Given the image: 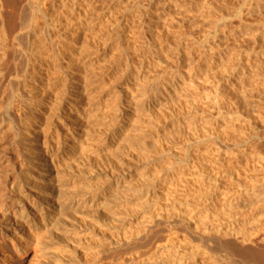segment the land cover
<instances>
[{"label": "rangeland", "instance_id": "obj_1", "mask_svg": "<svg viewBox=\"0 0 264 264\" xmlns=\"http://www.w3.org/2000/svg\"><path fill=\"white\" fill-rule=\"evenodd\" d=\"M13 2L8 48L0 44L11 65L0 80V264H179L175 253L188 264H264V190L251 189L264 176V35L235 31L248 5L77 0L41 59L49 70L30 77L22 27L39 7ZM252 16L253 26L261 13ZM58 135L69 150L51 164ZM44 142L54 148L37 160L42 176L32 162ZM42 194L53 196L49 210L67 197L86 207L21 239L18 215Z\"/></svg>", "mask_w": 264, "mask_h": 264}, {"label": "bare ground", "instance_id": "obj_2", "mask_svg": "<svg viewBox=\"0 0 264 264\" xmlns=\"http://www.w3.org/2000/svg\"><path fill=\"white\" fill-rule=\"evenodd\" d=\"M15 1H17V0H15ZM77 0H36V3H37V5H38V11H39V18H38V20H36V22L35 23H33V25H32V23H31V25H24L22 28H29V30L28 31H30V32H28V43H27V46H29V48H27L28 49V53H29V57H27L26 58V60H27V63L25 64V67H23V73H25V71L26 72H29V74H31V76L30 77H32V74H34V72L38 69V71L37 72H41V71H47V67H44L43 68V63H41V59H44V60H46L47 59V49L49 48V45H51V46H53L54 44H53V40H54V38L52 37L53 35V33L55 32V34H57V33H60L59 31H61L62 29H61V25H62V23H63V21L66 19H64L63 17H64V14L65 13H76V11L78 10V7L76 6V5H74L75 4V2H76ZM88 1V0H87ZM242 1V0H241ZM260 2H261V0H243V3H242V5H248L247 7H248V9H246V16L247 15H255V14H257L258 12H259V14L261 13V16H260V18L258 19L259 21L257 22V24L255 25V24H253V26H252V24H246V22H245V20H246V16L244 15V13H243V11H242V8L241 7H239L238 9H237V12H238V16H239V18H240V24H239V27L238 26H234V27H238L237 29H235V31L237 30V31H240V30H242V29H244L245 28V30L246 29H248V30H254V33H253V31H252V33L251 34H249V35H254V37H255V35H257L258 33H262V35H264V12H263V18H261L262 17V11H261V8H263V7H261V5H260ZM264 1H262V3H263ZM19 3V2H18ZM261 3V4H262ZM16 4H17V2H13V0L11 1V0H0V44H3V46H5V47H7L8 48V45L7 44H5V42H6V40L8 39V33L10 32L9 30H11V29H13L14 28V23H13V21H12V18L14 17V14H15V10H16ZM89 5H91V4H89ZM239 5V4H238ZM263 6V5H262ZM222 7V6H221ZM7 8H10V9H12L11 11H10V14H6V13H8L9 11H7L6 9ZM17 8H19V7H17ZM221 10V9H220ZM7 11V12H6ZM234 14V13H233ZM9 16V17H8ZM237 16V17H238ZM252 16V17H253ZM6 17H8V18H10L9 20H8V22L10 23L9 24V29L6 27V25H5V23H7V20H6V22H5V19H6ZM226 18L225 17H221V19L220 20H225ZM252 19V18H251ZM253 20V19H252ZM257 20V19H256ZM252 22V21H251ZM224 22H222V24H223ZM256 23V22H255ZM221 24V25H222ZM227 25V24H226ZM238 25V24H237ZM256 26V27H255ZM61 29V30H60ZM9 31V32H8ZM12 31V30H11ZM236 31V32H237ZM223 33H224V31H223ZM249 33V32H248ZM32 34V35H31ZM34 34V35H33ZM245 36V35H244ZM252 37V36H251ZM253 37V38H254ZM246 38V37H245ZM249 38V37H248ZM261 38V37H260ZM257 39V38H256ZM264 39V38H263ZM238 40H240L241 41V39H238ZM244 40V39H243ZM246 40V39H245ZM250 40H252V39H250ZM260 40V39H259ZM9 41V40H8ZM237 42V41H236ZM240 43V42H239ZM264 43V42H263ZM237 44V43H236ZM242 45V44H241ZM240 45V46H241ZM243 45H245V44H243ZM242 45V46H243ZM254 45V44H253ZM220 46V45H219ZM239 46V47H240ZM246 46V45H245ZM255 46V45H254ZM260 46H261V43H260ZM259 46V47H260ZM4 47V48H5ZM253 47V46H252ZM264 47V46H263ZM263 47H262V49H263ZM245 49V48H244ZM239 50V49H238ZM253 50V49H252ZM251 50V52H255L256 50L254 49V51H252ZM237 51V50H236ZM242 52V51H241ZM248 53L250 52V51H247ZM251 52L248 54V57H250V55H251ZM258 52V51H257ZM238 53V52H237ZM256 53V52H255ZM260 53H262V52H260ZM253 54V53H252ZM49 55V54H48ZM239 55V54H238ZM259 55V54H258ZM252 56V55H251ZM245 57V56H244ZM260 58V57H259ZM6 59H7V57H6ZM238 59H240V58H238ZM242 59V58H241ZM248 59V58H247ZM263 59V58H262ZM48 60V59H47ZM260 60V59H259ZM6 61V62H5ZM40 61V62H39ZM244 61V60H243ZM246 61V60H245ZM5 64H4V63ZM39 62V63H38ZM43 62V61H42ZM252 62H253V60H252ZM4 65H3V64ZM49 63V62H48ZM246 63V62H245ZM250 63V62H249ZM6 64H7V66H6ZM248 64V63H247ZM258 65V64H257ZM8 67L9 68V66H11V65H9L8 66V62H7V60H5V55H4V53L2 54V55H0V80L5 76V74L7 75V73H5V68L6 67ZM250 66V65H249ZM245 67V66H244ZM251 67V66H250ZM249 67V68H250ZM245 68H247V67H245ZM252 68V67H251ZM256 69H257V67H255ZM255 68L253 69V70H255ZM11 69V68H10ZM262 70H264L263 69V67L261 68ZM12 70V69H11ZM49 70V69H48ZM252 70V69H251ZM258 70V69H257ZM261 70V71H262ZM256 71V70H255ZM260 71V72H261ZM7 72V71H6ZM10 72V71H9ZM19 72V71H18ZM17 72V73H18ZM39 72V73H40ZM259 72V71H258ZM259 72V73H260ZM16 73V74H17ZM20 73H22V71L20 72ZM42 73V72H41ZM244 73H246V71L244 72ZM243 73V74H244ZM262 73V72H261ZM261 73H260V75H261ZM35 76H36V74H34ZM28 76V75H27ZM250 76V75H249ZM253 76H257L258 77V74H256V75H253ZM253 76H250V77H253ZM263 76V75H262ZM261 76V77H262ZM37 77V76H36ZM35 77V78H36ZM260 77V76H259ZM6 78V77H5ZM263 78V77H262ZM7 79V78H6ZM79 79L83 82V83H87L88 81H90V78L88 77V76H85L84 75V77H83V79H82V77H79ZM252 79V78H251ZM5 80V79H4ZM253 80H254V82L256 81L257 82V79H256V77H253ZM260 81L261 82H264V80L263 79H261L260 78ZM75 84V83H74ZM255 84H257V83H255ZM264 83H262V85H263ZM86 85H88V84H86ZM257 85H259L260 86V84L258 83ZM236 86V85H235ZM87 87V86H86ZM261 87H263V86H261ZM261 87H260V89L259 90H263L264 89V87L261 89ZM145 90V89H144ZM41 92V91H40ZM264 92V91H263ZM262 92V93H263ZM77 93V92H76ZM127 93V92H126ZM143 93V92H142ZM143 96H138V98H137V100H136V103H138V104H140V103H142L143 104V102H144V99L148 96H146V93H143L142 94ZM129 96V95H128ZM134 97V96H133ZM143 97V98H142ZM206 97H208V96H206ZM64 98V97H63ZM131 98V97H130ZM217 98V97H216ZM208 99V98H207ZM63 100V99H62ZM118 101V99H114L113 100V103H114V105H117L116 104V102ZM131 101V100H130ZM29 103V99L28 98H23V97H21L19 100H18V106L20 105V109L22 110L25 106L24 105H27ZM141 105V104H140ZM127 106H130L129 104L127 105ZM219 106V105H218ZM99 106H97V108H98ZM128 108H130V107H128ZM18 109V108H17ZM140 109V108H139ZM78 110H80L79 108L77 109V112H78ZM23 111V110H22ZM23 112H25V108H24V111ZM26 113V112H25ZM25 113H24V115H25ZM23 115V116H24ZM130 115L131 114H129V112H126L125 114L123 113V115H122V117H121V122H122V124H123V127H127V125L126 124H128V122H129V118H130ZM93 116V114L92 113H89V114H87V115H84V119L86 120V119H91V117ZM133 116V115H132ZM94 117V116H93ZM23 118V117H22ZM23 119H25V118H23ZM81 121V120H80ZM125 125V126H124ZM88 126V125H87ZM87 126H84L83 128H85V127H87ZM77 127V126H76ZM80 128H82V127H77V129H80ZM86 132V135L88 134L89 135V131H88V129L87 130H85ZM25 136H27V134H24V137ZM87 137V136H86ZM63 140H67V138L66 137H63V138H61L60 137V135H58L57 136V143H55L56 144V148L58 149V151H57V153H59V152H61V156H59V157H57L56 158V160H54V158H52V163L51 164H55L62 156H64V153H66L68 150H69V148H67V144H66V142H64ZM54 147L49 143V142H44V144H42V146H39L38 147V149L40 150V152H38V153H36L35 154V157H33V162H32V165H35L40 171H42V176H45V172L47 171V170H43L41 167H38L37 166V160H39L41 157V154H43L44 155V157H48L49 156V153H50V151H52V149H53ZM42 152V153H41ZM46 162V161H45ZM49 162V161H48ZM58 163V162H57ZM253 181H255L252 185L253 186H251L252 188L251 189H253V188H256V187H261V188H263V190H264V176L262 177V178H260V179H257V180H253ZM21 188L20 189H22V184H21V186H20ZM263 193H264V191H262ZM259 197H261V199H258V200H260V201H262V205H264V195H262V194H257ZM25 196L26 195H23V194H21V199L23 200L24 198H25ZM27 196H29V195H27ZM92 195H90L89 194V196L88 197H91ZM41 199H44V200H41V201H34V200H29L28 199V201L29 202H31V205H32V209H28L26 206H24L23 207V209L20 211V214L18 215L19 216V218H18V220H19V222L21 223V225L20 226H18V227H16L17 229H19L17 232H15V234H17V233H21L22 232V234H21V236H22V238L21 239H23V238H28V234L26 235L25 234V232H26V230L28 231V232H30L31 231V229H33V228H36V230L38 231V229H40V228H45L46 227V224L48 223V222H50V220H53L54 218H55V215H61V214H66L68 211H70L71 209H73L74 211H77V209H79V208H83L84 209V207H86V205H84V206H82V202L81 203H79V204H73L72 205V203H74L73 202V199L74 198H69V197H67L66 199H65V201H67V202H64V203H62L61 205L59 204V202H56V206L55 207H53V208H50V210L48 209V207H47V205L46 204H49V202L51 201V199H52V197H50L49 195H47L46 196V194H42L41 196ZM21 203H23V204H25L24 202H21ZM93 204V203H92ZM68 205H70L69 207H66V206H68ZM92 206V205H91ZM66 207V208H65ZM37 211H40V217H36L34 214H33V212H37ZM55 211H57V212H55ZM46 212H48V218L46 219ZM59 218H61V216H59L58 217V220H59ZM39 221V222H38ZM22 224H23V226H22ZM16 229V230H17ZM233 230V229H232ZM259 230V229H258ZM234 231L235 230H233V231H231L232 233H234ZM230 232V233H231ZM256 232V231H255ZM229 233V234H230ZM15 234L14 233H12L11 234V237H15ZM227 234H228V232H227ZM252 236L254 237V235L252 234V233H243V237H242V240L243 241H250L251 240V238H252ZM257 236V235H256ZM255 238V237H254ZM251 242V241H250ZM252 243H254V242H252ZM14 247H15V250H16V252H20L21 251V249H22V247H21V245L19 244L18 246L17 245H14ZM255 251H256V249H255ZM259 252V251H258ZM4 258H6V257H4ZM3 258V259H4ZM172 259H173V261H177V260H181V261H179V264L181 263V264H188L187 263V259H185V257L184 256H181V257H179V255L177 254V253H175V254H173V256H172ZM183 259H185V260H183ZM5 260V259H4ZM158 263H160V264H167V261L165 260H159L158 262H156V263H154V264H158Z\"/></svg>", "mask_w": 264, "mask_h": 264}]
</instances>
